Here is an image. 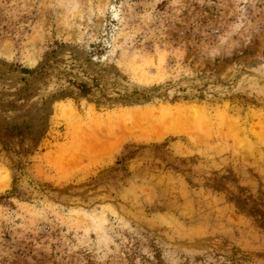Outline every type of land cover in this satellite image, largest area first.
Wrapping results in <instances>:
<instances>
[{
    "label": "rangeland",
    "instance_id": "1",
    "mask_svg": "<svg viewBox=\"0 0 264 264\" xmlns=\"http://www.w3.org/2000/svg\"><path fill=\"white\" fill-rule=\"evenodd\" d=\"M0 264H264V0H0Z\"/></svg>",
    "mask_w": 264,
    "mask_h": 264
},
{
    "label": "bare ground",
    "instance_id": "2",
    "mask_svg": "<svg viewBox=\"0 0 264 264\" xmlns=\"http://www.w3.org/2000/svg\"><path fill=\"white\" fill-rule=\"evenodd\" d=\"M135 113V112H134ZM138 113V112H137ZM142 113H140L139 115H141ZM162 114V113H161ZM156 116V115H155ZM139 117V116H138ZM158 117H159V114H158ZM161 117V116H160ZM159 119V118H158ZM172 119V118H171ZM138 120H140V118H138ZM141 121H143V120H141ZM140 121V122H141ZM165 122L167 121V120H164ZM137 123H138V121H136ZM176 122V121H175ZM133 123V122H132ZM149 123H150V121H149ZM174 123V122H173ZM151 124V123H150ZM139 128H141V127H139ZM147 128V127H146ZM154 129V128H153Z\"/></svg>",
    "mask_w": 264,
    "mask_h": 264
},
{
    "label": "trees",
    "instance_id": "3",
    "mask_svg": "<svg viewBox=\"0 0 264 264\" xmlns=\"http://www.w3.org/2000/svg\"><path fill=\"white\" fill-rule=\"evenodd\" d=\"M22 70L25 71V72L27 71V69H22ZM80 86H82L81 88H83V89L85 88V87H83V85H80Z\"/></svg>",
    "mask_w": 264,
    "mask_h": 264
}]
</instances>
